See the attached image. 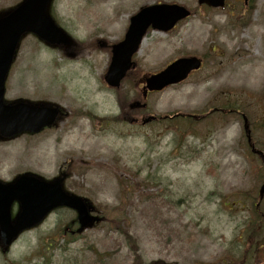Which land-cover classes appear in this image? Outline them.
<instances>
[{
    "label": "rangeland",
    "instance_id": "1",
    "mask_svg": "<svg viewBox=\"0 0 264 264\" xmlns=\"http://www.w3.org/2000/svg\"><path fill=\"white\" fill-rule=\"evenodd\" d=\"M19 1L0 0V10ZM156 2L180 3L195 12L171 33L149 34L136 57L138 68L157 71L186 54L211 51L213 58L184 83L151 93L147 112L204 114L230 101L246 112L264 151V0L247 5L228 0L220 9L197 0H55L58 23L78 41L75 54L67 56L69 50L33 35L23 37L6 100L57 104L63 114L39 134L0 140V179L33 172L51 180L72 164L65 188L105 207L106 216L125 220L137 247L131 249L123 231L110 229L108 222L70 243L58 228L75 215L60 208L24 232L7 256L0 251V264H138V257L147 263L221 264L238 240L264 237V198L259 214L255 210L264 166L248 149L237 116L191 127L180 120L135 125L127 119L140 115L129 106L141 93L132 81L138 72L122 83L125 96L105 83L111 50L96 40L117 43L130 17ZM232 18L241 26L234 27ZM85 89L92 92L84 95ZM84 164L89 167L80 169Z\"/></svg>",
    "mask_w": 264,
    "mask_h": 264
},
{
    "label": "water",
    "instance_id": "2",
    "mask_svg": "<svg viewBox=\"0 0 264 264\" xmlns=\"http://www.w3.org/2000/svg\"><path fill=\"white\" fill-rule=\"evenodd\" d=\"M50 2L51 0H23L13 10L0 15V135L2 138L24 131L39 132L44 127L53 125L59 115L58 107L50 104L4 101L6 78L24 34L32 32L51 45L66 46L71 43L64 31L48 15ZM198 2L211 7H222L225 4V0H198ZM189 15L190 11L178 4L157 3L142 7L132 16L125 39L113 46V57L105 76L106 81L111 86H120L122 79L133 65L132 56L138 50L150 26L167 31ZM104 45L105 43H101V46ZM200 66L201 61L196 57L178 59L165 70L148 77L146 91L161 90L170 84L178 83L184 80L191 70ZM63 179L46 181L35 175L24 174L12 183L0 181V233L4 244L9 245L22 230L40 223L58 206L75 208L80 214L82 228L92 221L86 201L67 193L62 186ZM15 201H19L21 210L13 220L11 207Z\"/></svg>",
    "mask_w": 264,
    "mask_h": 264
},
{
    "label": "trees",
    "instance_id": "3",
    "mask_svg": "<svg viewBox=\"0 0 264 264\" xmlns=\"http://www.w3.org/2000/svg\"><path fill=\"white\" fill-rule=\"evenodd\" d=\"M69 51H70V50H69ZM66 53H67V52H66ZM231 108H235L233 104H231V105H227V106L225 107V110H227V109H231ZM118 181H119L121 187L124 188L123 192L125 193L126 199H129V196L127 195V194H128V192H127V191H128V190H127V186H126V184H125V182H124V180L122 179L121 176H118ZM136 187H138L137 183H136ZM135 191H136V188H133V191H132V192L134 193ZM105 220L110 221V222H111L110 225H111L112 227H119V228H122V224L125 223V220H117L116 218H110V217H105ZM122 231L125 232V234H126V238H127V241L129 242L130 247H131L133 250L136 251V247H137V246L135 245V241H134V239L132 238V236L128 233V231H127L126 229L123 228Z\"/></svg>",
    "mask_w": 264,
    "mask_h": 264
},
{
    "label": "flooded vegetation",
    "instance_id": "4",
    "mask_svg": "<svg viewBox=\"0 0 264 264\" xmlns=\"http://www.w3.org/2000/svg\"><path fill=\"white\" fill-rule=\"evenodd\" d=\"M77 224V223H76ZM68 232L73 236V235H75L76 236V234H75V230L74 229H68ZM1 249H2V252H3V254L4 255H7L8 253V251L7 252H5L6 251V249L7 248H5L4 246H2L1 245ZM239 264H252L251 263V260H245V261H243V262H240ZM256 264H264V260L263 259H261V260H259Z\"/></svg>",
    "mask_w": 264,
    "mask_h": 264
},
{
    "label": "bare ground",
    "instance_id": "5",
    "mask_svg": "<svg viewBox=\"0 0 264 264\" xmlns=\"http://www.w3.org/2000/svg\"><path fill=\"white\" fill-rule=\"evenodd\" d=\"M83 82H86V80L84 79ZM92 92L91 89H85L84 95H88Z\"/></svg>",
    "mask_w": 264,
    "mask_h": 264
}]
</instances>
